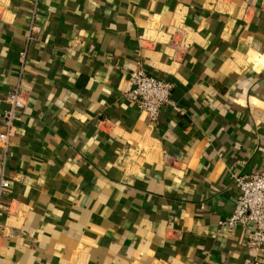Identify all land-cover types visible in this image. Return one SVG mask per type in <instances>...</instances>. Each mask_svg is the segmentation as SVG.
<instances>
[{
	"label": "crops",
	"instance_id": "crops-1",
	"mask_svg": "<svg viewBox=\"0 0 264 264\" xmlns=\"http://www.w3.org/2000/svg\"><path fill=\"white\" fill-rule=\"evenodd\" d=\"M138 66L173 85L154 125ZM17 85L0 264H264L217 231L264 167V0H0V133Z\"/></svg>",
	"mask_w": 264,
	"mask_h": 264
},
{
	"label": "built area",
	"instance_id": "built-area-1",
	"mask_svg": "<svg viewBox=\"0 0 264 264\" xmlns=\"http://www.w3.org/2000/svg\"><path fill=\"white\" fill-rule=\"evenodd\" d=\"M34 12L27 31V39L29 40L41 29L36 22ZM183 35H186L183 29H175L168 33V44L171 45L175 53L179 54L181 50L189 46L187 40L180 38ZM20 56L21 58L24 57V53H21ZM128 78L131 86L126 94L128 100L145 116L149 125H154L160 110L171 104L170 96L173 85L146 72L141 66L132 70ZM24 96V91L17 85L8 93L5 99L8 109L2 113L1 119L4 131L0 133V148L3 152L1 162L3 166L9 140L16 133L17 124L22 119L25 108ZM232 183L239 191V197L231 214L226 219L218 222L217 231L235 228L248 230L246 247L249 251L258 255L264 252V167L249 175L233 174ZM8 189L9 182L1 177L0 199L7 194ZM8 209V207L3 208L5 212L9 211Z\"/></svg>",
	"mask_w": 264,
	"mask_h": 264
}]
</instances>
